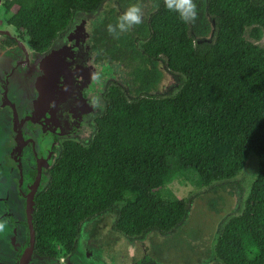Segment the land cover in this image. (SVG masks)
Here are the masks:
<instances>
[{"label": "trees", "instance_id": "1", "mask_svg": "<svg viewBox=\"0 0 264 264\" xmlns=\"http://www.w3.org/2000/svg\"><path fill=\"white\" fill-rule=\"evenodd\" d=\"M104 0H5L9 23L25 29L33 48L49 49L77 19ZM149 3L142 23L118 38L108 32L120 12L102 19L100 59L137 62L135 88L113 83L106 109L95 117L86 144L67 141L36 198L34 227L40 252L54 228L72 251L88 223L99 233L100 219L114 214L113 228L130 238L174 233L187 220L192 198L165 199L168 184L193 182L213 187L235 179L256 156L255 177L238 211L218 227L216 262L264 264V0H197L198 17L185 23L165 7ZM105 43H101V41ZM102 44V45H101ZM162 66L177 85L155 93Z\"/></svg>", "mask_w": 264, "mask_h": 264}, {"label": "flooded vegetation", "instance_id": "2", "mask_svg": "<svg viewBox=\"0 0 264 264\" xmlns=\"http://www.w3.org/2000/svg\"><path fill=\"white\" fill-rule=\"evenodd\" d=\"M1 1L0 5H3V0ZM85 21L78 24L75 19L45 51L33 48L25 29H17L9 20L6 25L0 21V134L4 137L0 173L2 182L10 183L4 196H0V220H7L5 230L9 231L7 238L1 241L0 264L77 262L73 259L77 255L78 241L72 251L62 244L65 252L61 257L60 251L45 240L43 233L42 242L46 246L51 244L52 251L40 252L37 248L39 242L34 218L32 234L26 205L32 192L35 212L36 198L48 182L50 170L67 141L83 143L79 134L89 124L86 116L92 110L85 88L97 74L99 63L93 57L91 49L93 31L84 29ZM10 26L14 28V32L9 29ZM64 47L66 51L58 61L55 60L53 66L44 62L45 59L42 60L52 50ZM59 75L61 78L57 84L58 90L51 92L50 98H44L40 94L38 85L35 89L31 85L36 79L40 80L45 76L55 81ZM67 80L68 85H65ZM96 116L91 122L95 129ZM92 232L94 235L99 234L93 227ZM82 237L83 232L79 241ZM95 253L93 249L87 248L85 262L80 260L77 264H93L88 258ZM152 257L145 252V248L138 249L126 264H160ZM212 260L206 264H222Z\"/></svg>", "mask_w": 264, "mask_h": 264}, {"label": "rangeland", "instance_id": "3", "mask_svg": "<svg viewBox=\"0 0 264 264\" xmlns=\"http://www.w3.org/2000/svg\"><path fill=\"white\" fill-rule=\"evenodd\" d=\"M140 1L143 3L142 0ZM136 3L139 2L136 1ZM1 5L0 21L6 25L12 12L7 11L4 5ZM128 5L129 2L127 0H104L95 12L79 13L77 15L78 24L86 20L84 29L88 32L92 29L93 33L91 37L93 36L94 39V34L98 36L97 32L101 35L103 33L104 28L101 26V22L105 14L112 8H116L122 13ZM140 7L142 9V16L146 15L149 3L144 2V5ZM252 28L253 26L246 29L245 36L249 40L264 47V34L260 40H257L251 36ZM9 29L14 32L12 26ZM101 43L105 42L102 40ZM99 47L100 44L91 45L93 57L99 63H97V74L92 78L90 85L85 88V93L89 97L92 110L90 112L88 111L86 116L89 124H86L79 134V138L84 144L90 141L96 130L94 124H92L93 117L103 113L106 109L105 94L108 86L113 83H119L128 93L136 86L134 76L131 72L137 62H128L126 60L115 61L112 58L108 60L100 59L101 51ZM64 51H66V47L54 49L43 56L42 60L45 59L44 62L53 66L55 60L58 61V58L62 57ZM60 78L61 76L59 75L53 81L49 76H45L41 77L40 80L36 79L35 83H31V85L33 89L38 85L37 89L40 90V94L44 98H50L52 97L50 95L51 92H57V84ZM68 82L69 80L65 81V85H68ZM71 82L77 83L75 80H71ZM177 83L178 77L162 66V76L158 83V88L154 92L158 94L166 93L172 90ZM3 140L4 137L0 134V161H2L3 157ZM256 167V156L251 154L245 169L235 179L229 182H221L213 187H202L195 181H187L184 183L174 181L168 184L164 190H157V193L165 199L190 197L193 201L190 214L185 223L170 235L165 236L158 232H151L143 239L137 241V238H130L113 228L115 215L110 213L100 219L98 235H94L92 232V227L95 222L88 223L83 228L84 237L80 241L78 238L77 257L75 256L73 260L85 262L84 255H86L88 248L96 252L95 255L88 258L90 263L126 264L128 259L133 257L138 249L145 248V252L151 257L153 256L152 258L160 264H206L210 259L216 262L217 259L214 257L213 249L218 234V227L225 218L238 211L242 198L248 189V185L255 177L256 172L254 171H256ZM2 180L3 178L0 173V190L3 189L0 191V196H4L5 189L8 190V186L10 185L9 182L3 183ZM8 233L9 231L7 230L0 231V252L2 247L1 241L7 238ZM44 237L46 241L52 243L53 247L60 251V255L63 257L65 251L57 239L58 236L56 235L55 229L47 227L44 230ZM134 239L136 242L133 243Z\"/></svg>", "mask_w": 264, "mask_h": 264}, {"label": "clouds", "instance_id": "4", "mask_svg": "<svg viewBox=\"0 0 264 264\" xmlns=\"http://www.w3.org/2000/svg\"><path fill=\"white\" fill-rule=\"evenodd\" d=\"M165 7L174 12L178 18L185 22H195L198 17L197 0H164ZM142 23V9L139 3L132 2L118 15L115 24L107 25L108 32L119 37L122 33L130 30L134 25ZM7 220H0V231L7 227Z\"/></svg>", "mask_w": 264, "mask_h": 264}, {"label": "water", "instance_id": "5", "mask_svg": "<svg viewBox=\"0 0 264 264\" xmlns=\"http://www.w3.org/2000/svg\"><path fill=\"white\" fill-rule=\"evenodd\" d=\"M0 2H1V0H0ZM33 197H34L33 193L31 192L30 196L28 197V202L26 205L28 221L30 224L32 234H34V229H33L34 198ZM33 237H34V235H33Z\"/></svg>", "mask_w": 264, "mask_h": 264}]
</instances>
